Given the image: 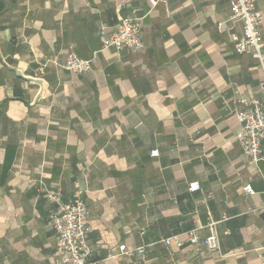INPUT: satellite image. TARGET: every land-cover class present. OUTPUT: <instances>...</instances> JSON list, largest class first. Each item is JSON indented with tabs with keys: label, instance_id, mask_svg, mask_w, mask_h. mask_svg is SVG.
Segmentation results:
<instances>
[{
	"label": "crops",
	"instance_id": "obj_1",
	"mask_svg": "<svg viewBox=\"0 0 264 264\" xmlns=\"http://www.w3.org/2000/svg\"><path fill=\"white\" fill-rule=\"evenodd\" d=\"M135 9L144 51L103 49ZM230 16L228 0H0V264H61L48 193L88 203L99 264H264V161L235 114L264 100L263 72ZM70 52L97 53L93 70L65 69ZM210 223L217 252L187 241Z\"/></svg>",
	"mask_w": 264,
	"mask_h": 264
},
{
	"label": "built area",
	"instance_id": "obj_2",
	"mask_svg": "<svg viewBox=\"0 0 264 264\" xmlns=\"http://www.w3.org/2000/svg\"><path fill=\"white\" fill-rule=\"evenodd\" d=\"M153 6L166 0H150ZM231 16L230 20L239 22L242 27L240 35H232L235 51L239 54H250L258 62L263 79L260 87L264 91V41L261 36L263 14L257 8V0H228ZM226 28L225 23H220V32ZM103 49H128L133 53L144 51L145 44L142 38V17L138 15V9L132 11L131 15L123 17L113 27L101 29ZM97 63V53L91 58H82L74 52H70L64 65L65 69L84 75L90 73ZM236 117L240 124L236 139L240 142L243 152L251 161H264V100L241 96L236 99ZM156 157L159 150L151 151ZM190 191L201 190L199 182L190 184ZM247 194L255 193L250 184L243 187ZM48 198L56 203V208L49 216L50 224L55 233L56 250L60 256L61 264H99L93 258V249L89 242V217L90 209L88 203L78 197L73 201L61 200L59 194L48 193ZM264 211V205L260 209ZM209 234L201 241L194 229L188 233V243L198 247L204 245L209 252L220 250V238L215 223H210ZM171 239H165L167 245ZM182 243H179V245ZM121 251H126V245L120 246ZM142 250V249H141Z\"/></svg>",
	"mask_w": 264,
	"mask_h": 264
}]
</instances>
